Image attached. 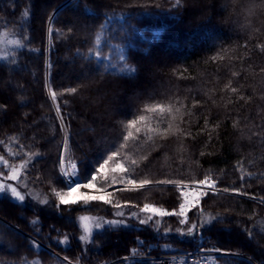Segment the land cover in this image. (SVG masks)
<instances>
[{
    "label": "trees",
    "instance_id": "trees-1",
    "mask_svg": "<svg viewBox=\"0 0 264 264\" xmlns=\"http://www.w3.org/2000/svg\"><path fill=\"white\" fill-rule=\"evenodd\" d=\"M105 13L111 23L98 47L110 60L98 61L89 56V49L95 46ZM0 31L26 45L4 47L8 59H0V105L6 106L0 108V154L20 163L24 153H39L27 170L29 188L49 194L50 201L53 186L66 190L60 173L65 141L66 154L86 183L93 166L99 167L97 161L102 163L105 153L124 143L129 120L150 115L143 111L146 106L172 103L180 108L174 126L182 133L166 139L149 133L148 139L143 126L140 133L132 129L133 138L114 160L123 157L128 168L129 159H135V179L190 182L208 174L220 190L240 189H206L200 206L222 219L192 236L175 232L185 226L174 216L164 217L159 231L152 223H129L135 219L130 212L138 210L136 205L178 208L176 187L150 185L137 192H116L119 203L129 202L121 209L124 216L116 220L128 226H105L94 232L91 245L79 240L82 230L65 214L72 211L68 205L57 210L50 203L52 211H46L3 199L0 264L36 259L41 264H150L125 258L133 248L140 254L190 250L199 244L237 254L218 255L215 264H264V0H181L179 7L176 0H0ZM12 53L15 64L10 63ZM121 54L137 69L134 76L118 71L125 67ZM230 80L238 89L235 94L224 89ZM71 88L77 91H65ZM51 91L57 93L55 100ZM147 123L157 127L154 119ZM13 136L10 146L21 154L18 157L6 147ZM98 205L106 212L114 208L92 202L84 209L93 212ZM33 219L40 221L37 230L30 223ZM197 220L193 209L189 221ZM168 227L172 231L165 234ZM65 234L69 243L63 247L58 241Z\"/></svg>",
    "mask_w": 264,
    "mask_h": 264
},
{
    "label": "snow or ice",
    "instance_id": "snow-or-ice-1",
    "mask_svg": "<svg viewBox=\"0 0 264 264\" xmlns=\"http://www.w3.org/2000/svg\"><path fill=\"white\" fill-rule=\"evenodd\" d=\"M180 4L181 0H176V6L179 7ZM65 7H67V5H65ZM85 7L87 11L92 12V10L88 9L87 6ZM156 7L159 8V5H157ZM93 14L95 13L93 12ZM23 15L27 18L29 16V12L25 10ZM121 15L123 16V14ZM110 23L111 19L108 14L105 13V21L100 25V32H98L96 35L95 46L94 48L89 49V56H95L98 61L110 60V57L103 56L102 50H100L98 47L101 44V35H103L107 31L106 25ZM69 31H71V29H69ZM49 32H51V28L49 29ZM7 35V32L3 33V37H7ZM156 35L158 37L159 34L157 33ZM3 43H5V40L0 37V44ZM6 43L10 45H16L20 48L26 47L24 40L19 38L8 39L6 40ZM260 47L264 49V45H261ZM11 55L13 56V59L10 61V63H17L15 59V53H12ZM0 59H4L7 61L8 54L0 52ZM213 59H216V57H213ZM220 59H223V57H220ZM119 60L125 62V67L118 69V71L126 73L128 76H134L136 74L137 69L126 64L125 55L121 54L119 56ZM262 71H264V69H262ZM233 75L236 76L238 75V73H233ZM224 89L230 90L233 94L238 92V89L236 87H232L231 80L224 85ZM65 91L75 93L77 89L71 88L66 89ZM56 96L57 93L55 91H51V97L53 100H55ZM240 98L244 99L243 96H241ZM248 99L251 98L249 97ZM181 107H184V105H181ZM193 107H195V105H193ZM0 108H6V106L0 105ZM143 111L150 115L139 114L135 116V118L127 122L125 128L128 129V131L127 135L123 136L124 143L121 144L120 148H118L116 151L111 152V154L105 153L104 156L101 157V159L103 160L102 163L97 161L99 167L97 168L96 166H93L92 172L88 177L84 178L86 179V183L81 182L80 171L74 161L70 163L69 169H66L63 165V161H61L60 173L64 181L66 182V190L57 189L53 186L50 189V195L54 197L53 201L49 200V194H44L42 196L40 192L33 191L31 188H29L27 170L31 161L39 155L38 152L28 151L24 153V156L26 158L21 159L19 164L10 163L8 159H5L3 155H0V166H3L7 169V175H4L3 172H0V200L9 199L22 206L26 202V197H29L39 205L47 206L52 203L57 210H59L62 205L67 206L71 204H81L84 207H88L92 202H103L104 204L113 206L115 209H117L116 215L123 217L124 212L121 209L122 207L127 206L129 202L125 201L123 205L119 202H115L112 199L113 193L107 190V186L120 183L124 185V187L121 188L120 191L137 192L142 189H146V186L150 185H172L179 190L178 199L180 200V203L178 208H173L171 211H169L168 209L156 207L151 203H145L142 208H140L139 205H136L135 207L138 210L131 211L130 215L133 218L139 220V223L142 225H148L149 223H152L156 231H159L161 220L164 217L174 216L177 218L178 223L181 226H185L177 228L175 231L180 235L186 236H192L195 233L200 232L203 228L212 225L214 221L222 219V217L213 216L211 213H206L203 207L200 206L201 199L204 196L208 195V192L204 191L203 189L207 188L210 191L218 193L219 191L240 192L239 188L233 187L231 189L224 188L220 190L217 188V180L208 174H205L203 179L192 180L190 182H186L184 179L167 178L163 180H153L146 177L135 179L133 178V175L136 174V169L139 167L138 162L135 159H129L128 168L124 166L123 162H115L114 166H110L109 162L113 161L114 157L119 156L121 150L127 146V141L129 140V138H133L134 134L132 129H134L136 133H140L141 126H143L145 128V135L148 136V139H152V136L149 135V133L160 135L162 138L166 139L169 134L183 132V130L179 128L178 125L174 126V122L177 120V114H180V108H176L174 104L156 103L150 106H146ZM57 114H59V105H57ZM150 118L155 120L157 124L156 128H152L150 124L147 123ZM179 119L182 121L183 116L180 115ZM207 123L208 121L205 120V124ZM161 124L166 125V127L161 129L159 127ZM218 126L219 125H217V127ZM205 131H207V129H205ZM185 135L188 134L185 133ZM15 139V136L11 137L9 140V144L6 145L7 150L12 157H18L21 155L20 153L13 151L12 147L10 146L11 141ZM136 139H139V137L137 136ZM0 143H4V141H0ZM21 148H23L22 145ZM64 151L65 153L68 152V144L66 141L64 142ZM125 155H127V153H125ZM201 155H204V153H201ZM147 159V156L142 157V160ZM122 160L123 157L121 158V161ZM109 173H111V175H109ZM117 173H121L122 175L118 176ZM247 175L251 177L252 173H248ZM98 177L102 178V182L105 186L98 187V184L101 183V181L98 180ZM241 179H243V175L241 176ZM8 181L16 183H8ZM82 187L91 191L81 192L80 196L77 199H70L73 193H77ZM260 202L264 203V199H261ZM192 209L197 210L198 220L190 222L189 212L192 211ZM141 213L146 214L143 219L140 218ZM157 217L159 219H154ZM79 220L83 222L84 229V234L79 237V240L85 243L92 241L94 228L102 229L104 228L105 224L127 226L126 221L123 219L103 220V218L101 217H92L85 215L79 217ZM30 223L33 226V229L37 230L36 225H38L40 221L39 219H33ZM261 223L264 224V221H262ZM171 231L172 229L170 227L164 229L165 234ZM248 235L249 237H251L252 233L248 231ZM58 242L67 245L69 243L68 236L65 234L64 239ZM32 243L34 246L39 247L35 244V241H32ZM165 247L168 246L166 245ZM213 251L220 252L225 257L237 255L236 253L224 251L221 249H213ZM131 252L134 256L139 255V251L136 248H133ZM53 255L56 254L53 253ZM57 259L59 260L60 258L57 257ZM63 260L66 261L67 257L63 258ZM24 264H41V261L39 259L33 260L31 262L25 260ZM205 264H207V262H205ZM212 264H215V261H213ZM249 264H252V261H249Z\"/></svg>",
    "mask_w": 264,
    "mask_h": 264
},
{
    "label": "rangeland",
    "instance_id": "rangeland-1",
    "mask_svg": "<svg viewBox=\"0 0 264 264\" xmlns=\"http://www.w3.org/2000/svg\"><path fill=\"white\" fill-rule=\"evenodd\" d=\"M219 9L221 10V11H223L224 9H225V6L223 5H221V6H219ZM5 31H3V32H1L0 31V37H2L4 40H5V43H3V44H0V52H3L4 51V47L6 48V47H8V46H11L10 44H7L6 43V40H8V39H11V38H9V36L7 35V37H3V33H4ZM152 76V75H151ZM14 85H15V83H14ZM3 88V85H1L0 86V89H2ZM1 155V154H0ZM117 160L118 159H115L114 161H110L109 163H110V166H114V164H115V162H117ZM61 161H63V165H64V167L66 168V169H69L70 168V163L72 162L70 159H69V157L67 156V154L64 152L63 153V155L61 156ZM121 162V161H120ZM11 163V162H10ZM15 164H19V163H15ZM125 166V165H124ZM0 172H3L4 173V175H7V169L6 168H4L3 166H0ZM109 175H111V173H109ZM117 175H118V173H117ZM119 175H121V173H119ZM118 175V176H119ZM62 176V175H61ZM63 178V177H62ZM102 178H100V180H101ZM64 180V179H63ZM8 183H16V182H12V181H8ZM101 185H100V183L98 184V187H100ZM124 187V185L123 184H120V183H117V184H115V185H111L110 186V188H107V190L108 191H111L112 193H113V196H112V199L115 201V202H118L117 201V199H116V197H115V193L116 192H119L120 191V189L121 188H123ZM206 189L207 188H204L203 190L204 191H206ZM33 191H38V192H40L41 193V195L43 196L44 194H43V191H41V190H39V189H32ZM85 191H91V190H88V189H85V188H81L77 193H73V195H72V197H70V199H77L79 196H80V193L81 192H85ZM31 204V205H33L34 207H39V208H45V210L46 211H52V208H51V206H50V204L49 205H47V206H44V205H39L37 202H35V201H33L31 198H29V197H26V202L24 203V204ZM69 207H71L72 208V211H66V213L65 214H67L68 216H71V217H73L75 220H76V222L80 225V227H81V230H82V235L84 234V229H83V222H81L80 220H79V217H81V216H85V215H87V216H92V217H102L103 218V220H116L117 219V217H119V216H117L116 215V212H117V210H115L114 208L112 209V211H109V212H106L102 207H100L99 205L98 206H96V207H94L95 209H93V212H88V211H86L85 209H84V206L83 205H81V204H71V205H68ZM109 206H111V205H109ZM75 210H77V211H75ZM95 210H96V213H95ZM193 210V209H192ZM146 214H144V213H141L140 214V218L141 219H143L144 218V216H145ZM155 219H159L158 217L157 218H155ZM129 223L130 224H136L137 225V227H139V226H142V227H145V226H149V224L148 225H142V224H140L139 223V220H137V219H133V220H131V221H129ZM127 224V223H126ZM132 224V225H133ZM161 224V223H160ZM105 226H112V227H117V226H119V225H107V224H105L104 225V227ZM127 226H128V224H127ZM153 227H154V225H153ZM103 229V228H102ZM98 230H101V229H93V234H94V232H96V231H98ZM176 232V231H175ZM60 241H62V240H60ZM85 243V242H84ZM91 243H92V241H90V242H88V243H86V244H88V245H91ZM60 244H62V246L63 247H66L67 245L66 244H64V243H60Z\"/></svg>",
    "mask_w": 264,
    "mask_h": 264
},
{
    "label": "built area",
    "instance_id": "built-area-1",
    "mask_svg": "<svg viewBox=\"0 0 264 264\" xmlns=\"http://www.w3.org/2000/svg\"><path fill=\"white\" fill-rule=\"evenodd\" d=\"M218 249L213 245H197L190 250L180 251H156L140 253L139 255L130 254L126 256L127 260L140 262H149L150 264H212L215 257L222 255L220 252L213 251Z\"/></svg>",
    "mask_w": 264,
    "mask_h": 264
}]
</instances>
